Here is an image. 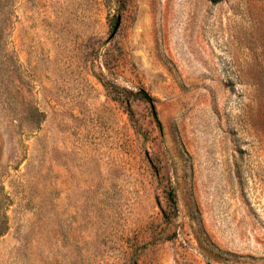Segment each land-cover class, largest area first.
<instances>
[{
  "label": "rangeland",
  "instance_id": "1",
  "mask_svg": "<svg viewBox=\"0 0 264 264\" xmlns=\"http://www.w3.org/2000/svg\"><path fill=\"white\" fill-rule=\"evenodd\" d=\"M0 264H264V0H0Z\"/></svg>",
  "mask_w": 264,
  "mask_h": 264
}]
</instances>
